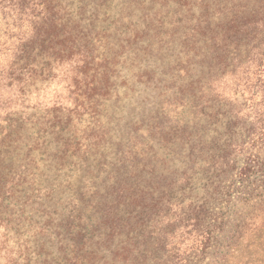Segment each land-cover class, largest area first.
Wrapping results in <instances>:
<instances>
[{"label":"rangeland","instance_id":"obj_1","mask_svg":"<svg viewBox=\"0 0 264 264\" xmlns=\"http://www.w3.org/2000/svg\"><path fill=\"white\" fill-rule=\"evenodd\" d=\"M180 1L154 3L164 26H143L144 37L131 44L137 25L127 20L121 1L111 0L112 19L93 40L89 77L77 69L61 73L29 104L28 116L35 108L49 115L54 107L67 132L49 134L50 148L32 155L29 166L47 176L12 186L15 214H4L9 228L0 229V264H64L60 246L74 248L67 235L79 230L72 223L80 214L96 221L91 208L112 201L120 189L125 201L135 195L122 213L121 233L106 240L88 225L82 250L96 249L97 255L80 264L155 263L153 249L163 241L164 257L180 264H264V56L261 67L252 68L257 74L250 67L209 80L193 52L210 36L201 29L204 16ZM202 124L218 137L220 161L231 167L218 175L196 171L188 184L192 170L184 155L190 132L201 134ZM67 136L73 145H63ZM225 149L232 154L225 156ZM207 189L213 202L206 219L197 229L187 227V193L204 202Z\"/></svg>","mask_w":264,"mask_h":264},{"label":"trees","instance_id":"obj_2","mask_svg":"<svg viewBox=\"0 0 264 264\" xmlns=\"http://www.w3.org/2000/svg\"><path fill=\"white\" fill-rule=\"evenodd\" d=\"M119 1L122 2V10L127 11V20L137 25L131 44L144 37L145 28L156 27L160 30L164 26V15H161L160 9H154V3H166L168 0H150L153 1L150 6L147 0ZM183 1L190 7L194 4L200 9L204 16L201 29L204 34L210 33V36H205L207 38L203 45H195L193 49L201 56V63L206 66L202 67L204 71L210 73L209 80L219 81L222 74L240 70L246 72L250 67L256 70L254 73H259V69L252 68L261 67L264 56V0ZM179 3L182 2L179 0ZM112 5L111 0H0V229L9 228L4 214H15L9 207V199L16 190L12 186L18 180L25 181L29 177V181L36 182L40 180L39 176L48 175L42 174L40 167L29 166L32 165L33 153L50 148L52 142L47 140L49 134L62 135L67 132L66 127L61 125L64 117L55 112L54 107L48 111L49 115L43 116L35 108L33 114L28 116V106L31 102L34 104L42 92L50 89L61 73L68 74L77 69L79 75L89 77V72L85 70L93 62V40L98 38L96 36L102 30V25L111 21L109 10ZM167 12L175 13L173 9H167ZM198 48L203 51L198 52ZM213 71L219 72V77ZM37 104L41 103L38 101ZM217 121L215 119L207 124ZM57 127L61 129L57 130ZM201 127V134L193 135L190 132L184 155L185 164L192 170L188 184H191L196 171L206 176L218 175L221 170L227 171L223 169L224 166L231 167L229 161H220L222 146L218 137L209 136L206 125L202 124ZM30 137L33 142L28 140ZM63 145H73L71 138L67 136ZM227 146H231L230 141L224 147ZM224 151L227 152H224L225 156L233 152L232 149ZM206 194L210 197L200 202L197 196L199 202H196L193 194L187 193V208L183 213L187 227L197 229L206 219L209 204L213 202V191L207 189ZM134 196L132 192L129 200L125 201L120 189L112 201H106L98 209L91 208L90 211L94 210L98 216L91 223L87 222V216L80 214L78 221L72 223L79 226V230L67 235L72 236L74 248L70 249L63 242L58 258H62L64 264H80L89 258L95 260L96 249L85 253L82 250L86 233L89 232L87 226L108 237L106 240L114 238L121 233L122 213L133 206ZM135 226L132 223L131 227ZM95 234L92 232V236ZM161 243L160 247L156 245L153 249L155 263L149 264H180L174 258L164 257L167 253L166 243ZM197 243L200 246L199 239ZM126 248L130 253L134 252L133 247Z\"/></svg>","mask_w":264,"mask_h":264}]
</instances>
